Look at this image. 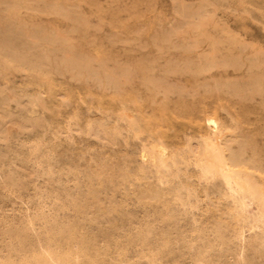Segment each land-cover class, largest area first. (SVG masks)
<instances>
[{
	"label": "rangeland",
	"instance_id": "1",
	"mask_svg": "<svg viewBox=\"0 0 264 264\" xmlns=\"http://www.w3.org/2000/svg\"><path fill=\"white\" fill-rule=\"evenodd\" d=\"M263 80L264 0H0V264L69 244L102 264H264V235L181 158L210 117L264 184ZM155 144L199 209L138 201Z\"/></svg>",
	"mask_w": 264,
	"mask_h": 264
},
{
	"label": "bare ground",
	"instance_id": "2",
	"mask_svg": "<svg viewBox=\"0 0 264 264\" xmlns=\"http://www.w3.org/2000/svg\"><path fill=\"white\" fill-rule=\"evenodd\" d=\"M198 25H200V22L193 23V26H198ZM18 34L20 33L18 32ZM20 38L17 37L16 39L11 40V41L4 40L3 43L5 46L8 44V48H10L11 45L12 47L16 46V48L13 47L12 49L13 51L17 53L19 57H21L19 60L27 61L28 56H34V54L36 55V53H33L31 51V47L33 45L29 44L28 41H24L23 39H20ZM37 40H38L37 36L30 38L31 43L32 42L35 43ZM28 63L32 65L33 67L38 65V63L33 64L32 62H30V60L28 61ZM206 121L207 123L206 122L205 123L207 124V127L208 126L211 127L212 132L206 136L201 137V139L196 141L195 143L188 144L187 152L181 155L182 163L185 166H189L193 169L194 177L197 180V183L211 184L213 182H217L222 188V191H223L222 194H224V196L227 197L231 201V204H233L232 205L234 206L233 210H235L236 213L238 212L240 214V215L238 214L237 215L241 216V221H242L241 223H245L247 227H249L251 230L253 229L259 230L260 233L264 235V184L259 183L256 180L257 178L255 179L251 168L249 166L244 165L242 160L240 159L239 154L231 150V147L227 143L228 139L223 137V131L218 127L216 121L210 117H206ZM88 125L90 126V124ZM33 147L35 146H32V148ZM37 147L39 146L37 145ZM143 156H144L143 158H145V161L149 164L150 173L152 174L153 181H147L145 173L144 172L142 173L140 180L143 182V187L141 188L140 192L137 195L139 202H142V203L155 202V203L162 204L166 212H167L168 206L171 203L180 206L183 211H189L194 207L197 208L198 205L196 206L194 203L191 202V196L193 198L195 196V193H194L195 190L193 188L184 186L183 184L179 183L180 188L186 189V192H187L185 198H183L180 195L179 190L175 189L172 186L173 179L177 176V172L170 171L168 167L169 163H171L173 166L176 163L173 153L169 152L164 145L155 144L151 146L150 149L147 150ZM205 191L207 192V190ZM193 193H194V196H193ZM235 212H234V215H235ZM223 225L225 227V224ZM54 234H56V232H54ZM243 234L241 232L240 236H242ZM37 242H38V239H37ZM240 244L242 245V243ZM248 249H250L249 246H248ZM240 250H242V248ZM17 264H102V263L100 262L98 258L93 257L90 254H88L84 249L73 248L69 244L67 248L65 249H62L58 246H51V245L34 246L30 249V251L26 255L22 256L17 261ZM194 264H208V262L204 258V256L201 255L194 259Z\"/></svg>",
	"mask_w": 264,
	"mask_h": 264
}]
</instances>
